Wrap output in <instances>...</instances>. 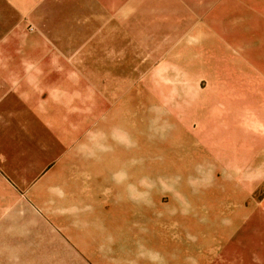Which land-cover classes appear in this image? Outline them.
Returning a JSON list of instances; mask_svg holds the SVG:
<instances>
[{"label": "rangeland", "instance_id": "obj_1", "mask_svg": "<svg viewBox=\"0 0 264 264\" xmlns=\"http://www.w3.org/2000/svg\"><path fill=\"white\" fill-rule=\"evenodd\" d=\"M12 14L56 38L47 42L76 71L69 74L94 91L79 186L65 192H93L96 212L126 197L127 223L141 225L142 235L184 218L194 229L200 218L235 221L243 231L222 264H264V215H220L215 187L225 168L214 150L234 138L232 128L247 127L248 104L264 95V72L249 64L264 0H14ZM263 201L261 185L247 204L258 211ZM58 234L29 256H0V264H93L83 257L87 247L78 258L60 240L70 233ZM141 246L128 239L122 264Z\"/></svg>", "mask_w": 264, "mask_h": 264}, {"label": "crops", "instance_id": "obj_2", "mask_svg": "<svg viewBox=\"0 0 264 264\" xmlns=\"http://www.w3.org/2000/svg\"><path fill=\"white\" fill-rule=\"evenodd\" d=\"M13 8L14 0H0V256H29L32 246L45 247L48 238L68 232L60 240L71 241L67 246L78 258V249L87 247V263L122 264L128 239L135 237L143 246L125 264H222L224 248L243 231L235 221L228 227L219 218L211 225L200 218L194 229L184 218L177 225L154 224L142 235L141 225L127 223L126 197L96 212L93 192H67L79 186L84 139L94 131V91L69 74L76 71L47 42L56 38L28 30ZM258 24L249 64L264 72V21ZM231 131L234 138L214 148L217 167L225 168L215 187L220 215H264V206L256 211L247 204L264 185V95L248 104L247 127Z\"/></svg>", "mask_w": 264, "mask_h": 264}]
</instances>
